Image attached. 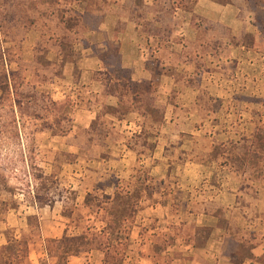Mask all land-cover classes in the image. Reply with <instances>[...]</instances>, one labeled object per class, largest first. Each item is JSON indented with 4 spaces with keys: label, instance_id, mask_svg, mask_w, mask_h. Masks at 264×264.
<instances>
[{
    "label": "crops",
    "instance_id": "obj_1",
    "mask_svg": "<svg viewBox=\"0 0 264 264\" xmlns=\"http://www.w3.org/2000/svg\"><path fill=\"white\" fill-rule=\"evenodd\" d=\"M247 1L98 0L77 58L56 56L62 75L45 84L69 126L53 148L73 154L83 198L109 175V194L142 185L124 222L132 262L264 264V0ZM57 208L37 213L43 238L90 211Z\"/></svg>",
    "mask_w": 264,
    "mask_h": 264
},
{
    "label": "rangeland",
    "instance_id": "obj_2",
    "mask_svg": "<svg viewBox=\"0 0 264 264\" xmlns=\"http://www.w3.org/2000/svg\"><path fill=\"white\" fill-rule=\"evenodd\" d=\"M87 1L57 4L0 0V241L11 233L24 236L29 244V257L30 254L40 257L43 264L47 260L60 264L58 256L65 246L79 248L78 264H101L104 255L97 248L105 247L102 235L98 239L92 235L100 234L98 227L102 220L113 219L98 210L100 205L109 206L103 204L101 196L110 193L101 189L104 182L92 185L88 192H93L86 205L83 189L77 185L79 177L72 178L70 174L73 166L68 163L74 160L73 154L53 148L60 147L58 137L54 136H61L69 121L64 107L51 101L45 84L62 75L63 62L57 60L58 54L63 60L77 58L72 43L82 39L83 23L87 28L97 27L98 14L88 11L84 16L78 14L94 8ZM32 31L40 35L36 42ZM141 187L138 184V196L134 194L132 203L139 198ZM75 202L90 211L74 212L72 223L77 227L70 228L68 240L60 243L43 238L49 224L40 230L39 209L63 206L67 215L74 211ZM44 246L48 249L47 257L41 256ZM123 250L117 255L121 264H138L129 259L137 249L128 244Z\"/></svg>",
    "mask_w": 264,
    "mask_h": 264
},
{
    "label": "trees",
    "instance_id": "obj_3",
    "mask_svg": "<svg viewBox=\"0 0 264 264\" xmlns=\"http://www.w3.org/2000/svg\"><path fill=\"white\" fill-rule=\"evenodd\" d=\"M38 1L40 3L51 2V3L59 4L61 1H65L66 3L67 2L73 3V2H80L82 0H38ZM214 1H217L222 4L236 2V0H214ZM254 1L255 2H250V0H248L247 1L248 5L255 7L257 6L258 1L261 2V0H254ZM87 2L94 4L95 6H99L100 4L98 0H88ZM78 14L81 15L80 13ZM262 27L264 28V20H262ZM112 52L115 55L117 53L116 46L114 45H112ZM103 182H104V186L101 189H105L106 186L111 184H117V181L114 178V176H110L108 179H106ZM135 191L136 192L130 193L129 191H126V189L115 188L112 194L106 195L102 193L101 195L103 197L102 198L103 204H109V206L107 207V205H100L98 206V210L105 211L108 215L113 216V219L107 221L106 226L103 229H101L100 234L98 233V235H92L95 239H98L99 235H102L100 238H102V242H104L105 247L104 249L97 248L98 250L102 251V253L104 254L102 264H113V263L121 264V262H119V258L117 257V255L123 249L124 252L125 246L129 244L128 228L124 226V222L130 216V210L128 209L129 208L128 206L130 203H132V198L134 194L136 193L135 195L138 196V191L137 190ZM92 192H88L86 195L85 198L86 205L88 198ZM135 202L136 199L133 203ZM111 235H114V238L111 239ZM6 238H7V243L5 245L0 246V264H32V262L29 259V244L28 241L25 239V237L22 235L18 237L15 234L11 233L8 234ZM67 238L68 237L64 235L61 239L56 240V242L63 243L64 241L68 240ZM79 253L80 250L78 247L65 246L62 248L61 255L58 256V263L66 264L63 262H66L67 258L70 255H77Z\"/></svg>",
    "mask_w": 264,
    "mask_h": 264
}]
</instances>
